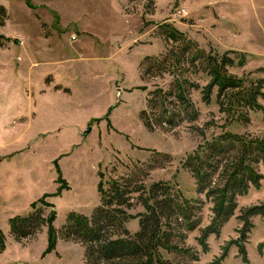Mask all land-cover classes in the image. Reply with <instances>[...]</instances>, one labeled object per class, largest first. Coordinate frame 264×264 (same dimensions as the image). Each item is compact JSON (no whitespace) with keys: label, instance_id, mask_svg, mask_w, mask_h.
<instances>
[{"label":"rangeland","instance_id":"obj_1","mask_svg":"<svg viewBox=\"0 0 264 264\" xmlns=\"http://www.w3.org/2000/svg\"><path fill=\"white\" fill-rule=\"evenodd\" d=\"M0 3L8 11L0 27L6 38L0 48V229L6 238L0 264H87L84 245L60 230L68 214L90 216L100 204L103 185L140 170L143 175L147 171L142 183L148 189L164 181L185 198L204 200L200 225L184 241H175L196 251L199 259L164 250L166 258L178 264H264V216L252 218L245 255L233 243L240 236L242 209L264 203V164L258 166L260 187L238 197L235 214L219 234L207 237V248L201 239L213 218V203L197 192L186 166L190 155L225 131L264 136V111H250V121L242 122L220 111L217 91L207 104L198 90L191 97L201 131L188 125L149 131L140 118L150 90L172 80L169 74L141 78L145 56L178 46L160 34L164 23L212 54L242 52L244 64L229 72L246 80L264 79V0ZM200 82L206 84L207 78ZM157 152L171 159L153 166ZM35 202L53 219L18 241L10 233V219L32 211ZM144 211L136 202L129 209L126 227L132 234L140 227L137 214Z\"/></svg>","mask_w":264,"mask_h":264},{"label":"trees","instance_id":"obj_2","mask_svg":"<svg viewBox=\"0 0 264 264\" xmlns=\"http://www.w3.org/2000/svg\"><path fill=\"white\" fill-rule=\"evenodd\" d=\"M7 18V8L0 3V27ZM161 33L178 46L173 45L161 55H147L141 63V78L145 81L167 74L172 76L167 87L150 90L147 106L140 112L149 131H171L185 125L195 132L201 131L196 124L200 112L191 97L192 92L198 90L207 104L217 91L220 111L233 113L242 122L250 121V111H264L260 102L264 100V79L246 80L228 70L244 64L242 52L230 50L222 56L207 52L170 23L161 26ZM5 42V36L0 33V48ZM230 52L235 57L230 56ZM202 78H207L206 84H201ZM170 159L169 154L157 152L153 166ZM260 163L264 164V136L247 137L229 131L206 141L199 152L186 159V166L196 180L197 192L205 194L213 203V218L201 239L205 248L207 237L211 233L219 234L235 214L238 197L247 194L252 186L260 187L263 178L258 169ZM141 172H133L121 180L113 179L107 188L103 185L100 204L90 216L74 211L68 214L60 230L64 237L84 245L87 264H178L166 258L164 250L199 259L196 251L175 241H184L187 232L200 225L204 200L185 198L164 181H157L148 189L142 183L147 171L144 175ZM135 202L142 204L145 211L137 214L140 227L132 234L126 223L132 218L129 209ZM32 209L10 219V233L18 241L34 235L53 219L52 214L44 215V207L37 202ZM257 215L264 216V203L246 207L238 216L242 227L233 243L239 246L242 255H245L244 243L254 226L252 218ZM5 243V234L0 229V252L5 249Z\"/></svg>","mask_w":264,"mask_h":264},{"label":"water","instance_id":"obj_3","mask_svg":"<svg viewBox=\"0 0 264 264\" xmlns=\"http://www.w3.org/2000/svg\"><path fill=\"white\" fill-rule=\"evenodd\" d=\"M91 131V127H89L85 132L84 135L87 136L89 134V132Z\"/></svg>","mask_w":264,"mask_h":264}]
</instances>
